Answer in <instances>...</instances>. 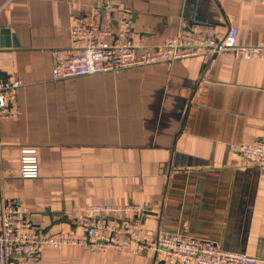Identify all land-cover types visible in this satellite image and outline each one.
<instances>
[{
    "label": "crops",
    "instance_id": "crops-1",
    "mask_svg": "<svg viewBox=\"0 0 264 264\" xmlns=\"http://www.w3.org/2000/svg\"><path fill=\"white\" fill-rule=\"evenodd\" d=\"M103 4L126 11L150 50L197 26L264 42V0H0V32H10L0 34V76L23 83L16 117L0 120V206H27L36 235L80 237L90 206L138 204L155 236L264 258V167L231 150L264 142V60L204 53L55 79L52 51L70 48V26ZM26 149L37 150V179L21 177ZM42 264L166 263L65 246L45 249Z\"/></svg>",
    "mask_w": 264,
    "mask_h": 264
},
{
    "label": "built area",
    "instance_id": "built-area-1",
    "mask_svg": "<svg viewBox=\"0 0 264 264\" xmlns=\"http://www.w3.org/2000/svg\"><path fill=\"white\" fill-rule=\"evenodd\" d=\"M239 29L221 34L213 26L182 29L150 50L133 38L128 13L109 4L94 6L87 20L70 26L71 47L52 51L55 79L92 76L132 68L170 64L178 60L232 54L235 58L264 60V42L238 44ZM23 87L19 79L0 76V120L16 117L14 108ZM231 150L248 162L264 167V142L232 144ZM21 177L37 179L40 173L37 150L21 152ZM32 212L14 201L0 206V264H42L45 249L85 246L97 252L130 251L138 256L163 254L166 264H264V258L235 253L205 240L180 235H153L145 229L146 207L138 204L90 206L83 218V236L61 233L36 235Z\"/></svg>",
    "mask_w": 264,
    "mask_h": 264
},
{
    "label": "water",
    "instance_id": "water-1",
    "mask_svg": "<svg viewBox=\"0 0 264 264\" xmlns=\"http://www.w3.org/2000/svg\"><path fill=\"white\" fill-rule=\"evenodd\" d=\"M5 34V35H9L10 34V32L9 31H4V32H0V34ZM12 43V42H11ZM7 44L8 45H10V41L9 40H7Z\"/></svg>",
    "mask_w": 264,
    "mask_h": 264
}]
</instances>
